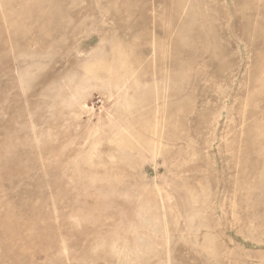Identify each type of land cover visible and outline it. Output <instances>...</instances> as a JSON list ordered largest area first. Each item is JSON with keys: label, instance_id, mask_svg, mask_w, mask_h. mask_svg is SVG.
Returning a JSON list of instances; mask_svg holds the SVG:
<instances>
[{"label": "rangeland", "instance_id": "obj_1", "mask_svg": "<svg viewBox=\"0 0 264 264\" xmlns=\"http://www.w3.org/2000/svg\"><path fill=\"white\" fill-rule=\"evenodd\" d=\"M0 264H264V0H0Z\"/></svg>", "mask_w": 264, "mask_h": 264}]
</instances>
